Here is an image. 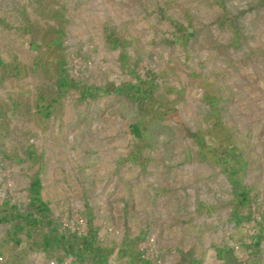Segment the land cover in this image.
I'll use <instances>...</instances> for the list:
<instances>
[{
    "label": "rangeland",
    "instance_id": "374dc122",
    "mask_svg": "<svg viewBox=\"0 0 264 264\" xmlns=\"http://www.w3.org/2000/svg\"><path fill=\"white\" fill-rule=\"evenodd\" d=\"M0 104L71 250L0 264H264V0H0Z\"/></svg>",
    "mask_w": 264,
    "mask_h": 264
},
{
    "label": "crops",
    "instance_id": "0c3cea01",
    "mask_svg": "<svg viewBox=\"0 0 264 264\" xmlns=\"http://www.w3.org/2000/svg\"><path fill=\"white\" fill-rule=\"evenodd\" d=\"M2 121L6 118L2 119L0 115V225H5V238L8 243H20L28 248L36 246L52 251L60 247L66 259L67 253L71 252L69 243L54 234L55 227L48 214L51 203L44 196V179L34 166L38 162L32 163L29 157L19 158L17 153H8L17 150L19 142L16 139L9 141L8 129H2ZM242 207L243 201L239 199V209ZM82 248L83 264H110L111 260L104 254V245L92 237L83 239ZM135 256L129 257L132 264H141L140 260L135 262Z\"/></svg>",
    "mask_w": 264,
    "mask_h": 264
}]
</instances>
